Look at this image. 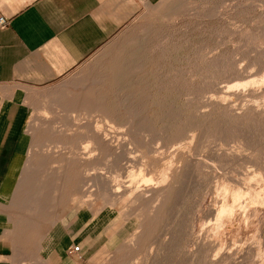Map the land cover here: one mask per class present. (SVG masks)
Returning a JSON list of instances; mask_svg holds the SVG:
<instances>
[{
	"label": "rangeland",
	"instance_id": "rangeland-1",
	"mask_svg": "<svg viewBox=\"0 0 264 264\" xmlns=\"http://www.w3.org/2000/svg\"><path fill=\"white\" fill-rule=\"evenodd\" d=\"M29 103L17 231L90 217L107 232L90 264H264V0L145 6ZM98 125L101 145L88 140ZM80 140L96 152L89 182L64 167ZM226 186L241 208L217 228Z\"/></svg>",
	"mask_w": 264,
	"mask_h": 264
},
{
	"label": "crops",
	"instance_id": "crops-1",
	"mask_svg": "<svg viewBox=\"0 0 264 264\" xmlns=\"http://www.w3.org/2000/svg\"><path fill=\"white\" fill-rule=\"evenodd\" d=\"M159 1L0 0V17L8 21L0 26V264H90L89 254L107 233L96 229L95 219L78 229L55 222L45 231L20 233L8 211L32 141L29 99L35 88L66 77ZM76 245L79 251H73Z\"/></svg>",
	"mask_w": 264,
	"mask_h": 264
},
{
	"label": "bare ground",
	"instance_id": "bare-ground-1",
	"mask_svg": "<svg viewBox=\"0 0 264 264\" xmlns=\"http://www.w3.org/2000/svg\"><path fill=\"white\" fill-rule=\"evenodd\" d=\"M119 51V50H118ZM121 51V50H120ZM119 51V52H120ZM118 53V52H117ZM117 59V58H116ZM118 59H120L119 57H118ZM117 63V62H116ZM115 63V65H117ZM113 65H114V63H113ZM119 66V65H118ZM115 69V68H114ZM58 98H60V97H58ZM86 103V102H85ZM79 104V103H78ZM80 106V105H79ZM38 109V108H37ZM47 124V123H46ZM99 127H97V129L95 130V132H93V131H91V132H93V133H91L88 137H89V139L88 140H90V141H93L96 145H101L105 140H104V137H106V136H103V134L101 133V128L102 127H100V125H98ZM84 127V126H83ZM96 127H94V128H96ZM82 129H84V128H82ZM81 129V130H82ZM81 130H79V132L81 131ZM91 130H92V128H91ZM111 130V129H110ZM52 131V130H51ZM86 131H87V128H86ZM89 131V130H88ZM103 131V130H102ZM105 131V130H104ZM104 131H103V133H104ZM60 132V131H59ZM73 132V131H72ZM62 133V132H61ZM85 133V132H84ZM70 134V133H69ZM77 134V133H76ZM79 134V133H78ZM104 134H107V133H104ZM54 135V134H53ZM58 135V134H57ZM62 135V134H61ZM64 135H66V134H64ZM68 135V134H67ZM71 135V134H70ZM69 135V136H70ZM80 135V134H79ZM81 135H83V134H81ZM86 135H88V134H86ZM78 136V135H77ZM76 136V137H77ZM81 137V136H80ZM84 137V136H83ZM88 137H84V138H88ZM58 139H60V138H58ZM111 139V138H110ZM87 140V141H88ZM107 140V139H106ZM67 141V140H66ZM75 141V140H74ZM74 141H72V142H74ZM85 141V140H84ZM84 141H81L80 140V145L82 144V143H86V141L84 142ZM87 143H90V142H87ZM53 144V143H52ZM74 144V143H73ZM72 145V144H71ZM66 146V145H65ZM73 146V145H72ZM92 144H85V145H81L80 146V149H79V151H73L74 153H73V155H72V157L70 156V155H68V157L69 158H66V156H65V168L66 169H69V168H72V166H76V167H79V173L81 174V177L83 178V180L85 181H90L91 180V178L92 177H94L96 174H97V172H96V170L95 171H93V173H92V171H91V173L89 174V172H90V170H94L95 168L93 167V168H90L89 167V165L92 163V160H93V158L95 157V155H96V152H94V154H93V150L94 149H92ZM50 147V146H49ZM74 147V146H73ZM43 148H45V147H43ZM66 150V149H65ZM75 150V149H74ZM57 151V150H56ZM98 152H100V151H98ZM54 153H55V151H54ZM54 153H51V155L53 154L54 155ZM58 153V152H57ZM45 154V153H44ZM98 154V153H97ZM101 154V153H100ZM46 155V154H45ZM49 155V154H48ZM55 155H57L56 153H55ZM65 155V154H64ZM47 156V155H46ZM61 156V155H60ZM47 158V157H46ZM50 158V157H49ZM48 158V159H49ZM96 158V157H95ZM94 158V159H95ZM64 159V158H63ZM50 160V159H49ZM54 160H55V158H54ZM62 160V159H61ZM51 161H52V159H51ZM59 161V160H58ZM62 163V162H61ZM97 163V162H96ZM56 164V163H55ZM98 164H100V163H98ZM172 164V163H171ZM62 166V165H61ZM91 166V165H90ZM56 167V166H55ZM71 170H73V169H71ZM54 171V170H53ZM57 171H58V169H57ZM65 171V170H64ZM64 171H62V172H64ZM52 172V171H51ZM59 172V171H58ZM61 173V172H60ZM59 173V174H60ZM54 174V173H53ZM103 174V173H102ZM165 174V173H164ZM51 175H52V173H51ZM56 175V174H55ZM54 175V176H55ZM58 175V174H57ZM76 175V174H75ZM78 175V174H77ZM167 175V174H166ZM72 176V175H71ZM165 176V175H164ZM177 176H179V175H177ZM167 178H168V176H166ZM57 178V177H56ZM74 178H76V177H74ZM74 178H73V180H74ZM79 178V177H78ZM163 178V177H162ZM69 179V178H68ZM71 180V179H70ZM132 180V179H131ZM175 180H176V178H175ZM66 181V180H65ZM75 181V180H74ZM134 182H135V180H133ZM132 181V182H133ZM160 181V180H159ZM162 181V180H161ZM168 181V180H167ZM79 182V181H78ZM87 182V183H88ZM134 182H133V184H134ZM70 183V182H69ZM130 183H131V181H130ZM129 183V184H130ZM159 183V182H158ZM176 183V182H175ZM132 184V183H131ZM131 184L129 185V187H132L131 186ZM56 185V184H55ZM83 185V184H82ZM128 185V184H127ZM160 185V184H159ZM173 185V184H172ZM65 186H67V184L65 185ZM56 187V186H55ZM60 188V187H59ZM138 188V187H137ZM65 189H67V188H65ZM69 189V188H68ZM83 189V188H82ZM59 190V189H58ZM233 190V189H232ZM235 190V189H234ZM230 191L231 193H228V191H227V186L226 187H224L223 188V191L225 192V195L226 194H228L229 196H230V198L229 199H226V198H224L223 196V200H221V202H220V204L216 207V208H214L212 211L215 213V219H216V221H215V225L217 226V228L218 227H220L222 224H224L225 225V221H228L230 218H231V216L235 213V210H236V207L238 206V205H240V207L239 208H241V204H239L240 203V199H241V196H242V190H239V188L237 189V191L235 190V191ZM80 191V190H79ZM123 191V189H122V186L121 185H119L116 189H115V192L116 193H121ZM138 190L136 189L135 190V192H137ZM90 196V195H89ZM130 198V197H129ZM253 201H254V199H253ZM246 202V201H245ZM243 203V202H242ZM164 207V206H163ZM238 211V210H237ZM255 212H257V211H255ZM240 216V215H239ZM235 217V216H234ZM245 218H247V217H245ZM238 219V218H237ZM231 220V219H230ZM240 220H242V219H240ZM248 220V219H247ZM242 221H244V219L242 220ZM240 222V221H239ZM246 222V221H245ZM242 223V222H241ZM240 223V224H241ZM244 224V223H243ZM246 224V223H245ZM223 226V225H222ZM245 227V226H244ZM240 229V228H239ZM235 230V229H234ZM247 230V229H246ZM149 231V230H148ZM229 231V230H228ZM245 231V230H244ZM235 232V231H234ZM239 232V231H238ZM145 245V244H144Z\"/></svg>",
	"mask_w": 264,
	"mask_h": 264
},
{
	"label": "built area",
	"instance_id": "built-area-1",
	"mask_svg": "<svg viewBox=\"0 0 264 264\" xmlns=\"http://www.w3.org/2000/svg\"><path fill=\"white\" fill-rule=\"evenodd\" d=\"M8 24V21L5 17H0V26H6ZM80 250V246L79 245H76L74 248H73V251H79Z\"/></svg>",
	"mask_w": 264,
	"mask_h": 264
}]
</instances>
